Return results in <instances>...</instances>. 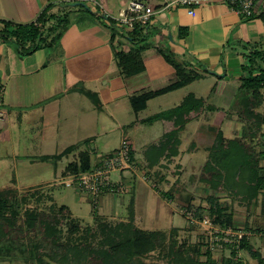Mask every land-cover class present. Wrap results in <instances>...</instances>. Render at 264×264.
<instances>
[{
  "label": "crops",
  "instance_id": "crops-1",
  "mask_svg": "<svg viewBox=\"0 0 264 264\" xmlns=\"http://www.w3.org/2000/svg\"><path fill=\"white\" fill-rule=\"evenodd\" d=\"M128 1L0 0V21L19 24L33 22L49 2H81L88 7L71 6L70 23L49 47L21 56L14 42L0 40L1 182L13 180L18 189L46 184L47 181H35L20 186L17 176L19 164L28 166L45 159L51 165V174L68 178L77 173L71 167L79 162L80 152L88 153L91 163L95 155L118 148L122 141L129 144L132 156L141 161L145 151L154 150L161 140L167 142L168 134L177 137L170 157L182 160L187 154L182 151L185 144L179 132L183 123L190 120L193 109L227 117L223 107L202 106L208 99L207 93L197 94L190 85L230 83L234 87L231 94L237 92L240 78L248 74L242 68L248 63L247 55L254 50L264 54V3L259 6V14L252 17H243L222 3L206 4L191 16L184 8L159 10L162 0H140L158 11L146 26L145 39L136 42L139 37L128 36L126 28L113 25L101 15L103 10L115 14ZM172 61L179 64L178 71ZM181 79L185 81L179 86L148 97L143 105L139 98L137 105L141 107L135 109L133 101L139 96ZM82 89L97 95L100 108ZM175 91L183 93L179 103L158 107L161 109L157 108L153 115L174 116L176 110H183L189 113L188 117L175 127L165 125V132L155 140L139 141L138 145V129L144 121L141 112L153 99ZM225 92L230 94L224 88L210 89L209 94L219 98ZM153 115L145 120L152 121ZM228 116L229 126L222 129L221 119L217 126L223 138L232 139L242 131V123ZM114 131L120 134L119 145L108 147L107 140L100 141L103 134ZM96 142L103 144L100 147L104 149L98 150ZM74 144L79 146L62 154ZM125 172L119 173L122 178L127 176ZM51 174L44 176L46 180ZM137 177L136 174L135 181L126 180L134 190L135 211Z\"/></svg>",
  "mask_w": 264,
  "mask_h": 264
},
{
  "label": "rangeland",
  "instance_id": "rangeland-1",
  "mask_svg": "<svg viewBox=\"0 0 264 264\" xmlns=\"http://www.w3.org/2000/svg\"><path fill=\"white\" fill-rule=\"evenodd\" d=\"M190 88L196 90L197 94L207 93L208 99L202 106L207 105L212 109L223 107L227 109V117L231 114L230 118L241 122L234 108L236 105L241 106L238 103L239 92L231 94L234 88L232 84L217 86L202 83L199 86L195 82ZM218 88L227 89L230 94L225 92L219 98L209 94L210 89ZM260 92L264 94V88ZM182 94V91H175L149 102L148 107L141 112L144 121L139 125L138 145L139 141L155 140L165 132V125L175 127V124L188 117L189 113L183 110H176L178 113L174 116L170 114L165 117L160 113L153 115L158 107L179 103ZM254 110L264 116L262 103L255 106ZM151 114L152 121L148 122L145 119ZM226 118L221 113L210 115L205 110L200 112L198 108L193 109L190 120L183 123L179 132L185 144L182 151L187 154L186 158L181 160L170 157L173 148H176V136L172 135L167 142L161 140L159 147L145 151L146 155L141 157V161H137L134 156L130 158V168L120 171H126L127 176L122 178L120 172H113L112 177L119 178L125 185L123 191H105L96 203L75 187L64 186V178L61 180L57 174H51L52 168L46 159L43 163L28 166L19 164L17 176L20 186L35 181H47L46 184L18 189L13 185V180L8 182L2 179L4 181H0V190H16L14 200L22 211L17 224L25 222L23 211L26 209L28 213H39L41 216L34 224L24 228L23 236L20 230L11 232L10 237L22 240L29 247L25 260L17 257L16 252V257H12V254L1 256L0 264H43V261L47 264H212L211 259L216 264H229V259L240 261V264H258L257 258L246 248L239 249L233 255L230 245L212 244L205 228L200 224H191L187 219L188 210L195 214L194 218L206 216L212 220L214 215L209 213L207 198L215 196L218 201L225 202L228 211L232 212L230 226L249 230L251 234L247 240L250 247L264 258V196L246 179L245 164L249 157L262 159L259 152L264 147V124H259L254 118L241 122L242 131L236 134L238 136L225 139L218 128L222 122L220 119L224 120L222 129L229 126L228 122L231 121ZM119 139V132L114 131L108 135L103 134L100 141L104 143L107 140L108 147H115L119 145ZM95 144L99 146H96L98 150L104 149L100 147L103 144ZM32 153H35L34 150ZM50 174L48 181L44 176ZM136 174L135 211L134 190H131L126 180L135 181ZM157 191L167 195L163 197ZM63 204L66 206L59 208ZM53 223V228L57 230L54 234L53 230L49 231V225ZM130 226L157 232L156 247L142 253L129 249L118 254L115 263L104 262L98 254L87 250L89 246L98 247L101 239L114 236L115 230L122 232ZM55 236L57 241L53 242ZM208 249L210 260H207Z\"/></svg>",
  "mask_w": 264,
  "mask_h": 264
},
{
  "label": "trees",
  "instance_id": "trees-1",
  "mask_svg": "<svg viewBox=\"0 0 264 264\" xmlns=\"http://www.w3.org/2000/svg\"><path fill=\"white\" fill-rule=\"evenodd\" d=\"M72 5H76V7L78 6L80 8H88L86 4L81 2H49L42 8L33 22L19 24L6 20L0 21L2 24V27L0 28V40L14 42L16 44L17 51L21 56L32 53L41 47H49L58 40L62 32L70 23V14L73 11L71 9ZM109 21L113 25H117V23H115L112 19H109ZM127 35L131 37H139L138 41H136L139 42L145 39L146 28L127 29ZM247 61V65H243L242 68L243 70H246L248 74L240 78V84L237 87V92H239L238 103L241 106L236 105L234 107L236 108L235 112L237 113V117L241 122L253 120L254 118L258 120L259 124H264V116H262L263 114H260L254 110V107L258 106L260 103H262L264 107V94L260 92V90L264 88V54L254 50L247 55ZM172 63L175 65L178 71L179 64L175 61H172ZM205 70L210 72L206 68ZM191 78H194V75H192ZM183 81L185 80L181 79L177 83L175 82L165 88L139 96L137 100L133 101L135 109L141 107L137 105L139 98L142 100L141 105H143L148 97L179 86V84H181ZM81 92L87 95L97 108H100V104L95 93L85 89H82ZM231 113L234 112L231 111ZM172 135L173 134H168L167 136L171 138ZM78 146V144L68 146L62 151V154H67L76 149ZM259 154L262 157V163H259L261 160L258 158L252 159L249 157L246 160V179H249L254 184L253 187L255 190H260L262 192V196H264V150H261ZM130 158H132L131 151ZM90 164L91 163L88 153L80 152L79 162L73 163L71 170L72 172L85 171L90 168ZM15 192L16 190L14 188H5L0 190V230L2 235V237L0 236V257H5L10 254H12V257H16L18 254L17 257H21L25 260L26 252H28L29 247H27L22 240H16L14 237H10V235H12L11 232L20 230L21 235L23 236V232L25 230L24 228L34 224L36 219L41 215L39 213L33 215L28 213V209H26L23 211L26 216L25 222L17 224V220L22 216V211L14 200L13 194ZM158 192L163 197L167 195L166 193H162L160 191ZM207 199L209 201V213L211 216L214 215L212 216L213 222L221 226L232 225V212L228 211V205L225 202L218 201V199L213 195L208 196ZM64 207V205H61L59 208ZM93 214L95 215L94 211ZM49 226L51 227L49 228V231L53 230V234L56 233L57 230L53 228L54 223L50 224ZM8 231H10V233L6 234ZM126 232L128 234H126ZM114 234L115 235L111 236L109 239H101L99 242L100 245L98 247L89 246L87 250H89L91 253L98 254L101 260L104 262L111 261V263H115L118 254L125 253L129 249L133 252L136 251L137 253L154 249L156 247L155 239L158 233L153 230L145 231L130 226L128 229L123 230L122 232L115 230ZM56 238L57 236L54 237L53 242H55ZM34 246L36 247V245ZM77 248L78 247L76 246L75 249ZM230 248L233 255H236L238 249L246 248L253 257L257 258L258 264H264V258L258 252H256V250H253L250 247L247 238L241 241L238 248L235 246H230ZM206 253L207 260H210L209 249L206 250ZM210 261L212 264H216L214 260L211 259ZM228 261L229 264H240V261L235 262L231 261L230 259ZM43 264L47 263L43 261Z\"/></svg>",
  "mask_w": 264,
  "mask_h": 264
},
{
  "label": "built area",
  "instance_id": "built-area-1",
  "mask_svg": "<svg viewBox=\"0 0 264 264\" xmlns=\"http://www.w3.org/2000/svg\"><path fill=\"white\" fill-rule=\"evenodd\" d=\"M212 3H222L228 9L243 17H252L259 14V6L264 3V0H162L159 10L184 8L187 14L194 16L197 8ZM157 11L153 6L143 1L129 0L115 14L103 10L102 17L107 21L112 19L117 25L126 29L146 28ZM1 116L2 111L0 110V118ZM129 160V144L126 141H122L118 148L108 153L97 155L91 162L89 169L70 175L68 178L63 179L62 183L66 187L73 186L82 193H86L91 198V201L96 203L105 191H123L125 185L119 178H113L112 173L130 168ZM186 213L187 219L191 224H200L205 228L212 244L220 243L221 245H230L238 248L241 241L248 238L251 234L246 229L221 226L206 216L194 218L193 215L195 214L188 212V210Z\"/></svg>",
  "mask_w": 264,
  "mask_h": 264
}]
</instances>
